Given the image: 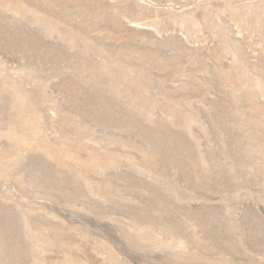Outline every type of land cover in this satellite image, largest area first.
Instances as JSON below:
<instances>
[{
	"label": "rangeland",
	"instance_id": "374dc122",
	"mask_svg": "<svg viewBox=\"0 0 264 264\" xmlns=\"http://www.w3.org/2000/svg\"><path fill=\"white\" fill-rule=\"evenodd\" d=\"M0 264H264V0H0Z\"/></svg>",
	"mask_w": 264,
	"mask_h": 264
}]
</instances>
